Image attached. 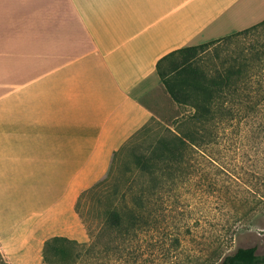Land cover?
<instances>
[{"label": "crops", "instance_id": "crops-1", "mask_svg": "<svg viewBox=\"0 0 264 264\" xmlns=\"http://www.w3.org/2000/svg\"><path fill=\"white\" fill-rule=\"evenodd\" d=\"M262 20L264 0H0V245L106 175L168 95L162 58Z\"/></svg>", "mask_w": 264, "mask_h": 264}, {"label": "rangeland", "instance_id": "rangeland-1", "mask_svg": "<svg viewBox=\"0 0 264 264\" xmlns=\"http://www.w3.org/2000/svg\"><path fill=\"white\" fill-rule=\"evenodd\" d=\"M261 44L264 25L214 40L194 62L214 74ZM145 102L151 118L114 152L106 175L35 238L0 245V264H216L240 247L263 253L264 100L260 109L219 128L213 143L186 149L179 169L158 171L166 185L151 201L147 222H136L126 233L108 225L113 211L139 215L133 197L148 178L141 177L135 155L149 153L159 138L172 135L176 117L191 111L169 95ZM54 237L67 239L64 254L48 250Z\"/></svg>", "mask_w": 264, "mask_h": 264}, {"label": "trees", "instance_id": "trees-1", "mask_svg": "<svg viewBox=\"0 0 264 264\" xmlns=\"http://www.w3.org/2000/svg\"><path fill=\"white\" fill-rule=\"evenodd\" d=\"M261 25L264 20L242 31L248 32ZM212 42L173 51L158 62L159 77L171 100L189 106L191 111L176 117L178 127L172 135L159 138L149 153L135 155L141 177L148 178L140 182L138 193L133 197L139 206V215L133 213L128 218L126 214L113 211L107 218L112 228L126 233L133 225L147 222L151 216V201L166 185L163 174L158 171L179 169L186 149L213 143L219 128L243 112L260 109L264 100V44L251 47L246 59L210 74L194 60L199 50ZM177 56H181L179 61ZM164 60H168V66L162 68ZM66 241V238L54 237L47 248L52 255L64 254L62 244ZM216 264H264V250L259 254L255 247H240Z\"/></svg>", "mask_w": 264, "mask_h": 264}]
</instances>
